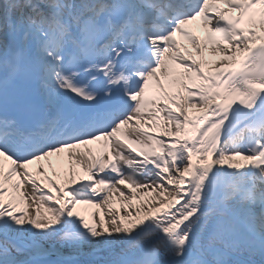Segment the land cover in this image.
Returning a JSON list of instances; mask_svg holds the SVG:
<instances>
[{"label":"snow or ice","instance_id":"snow-or-ice-1","mask_svg":"<svg viewBox=\"0 0 264 264\" xmlns=\"http://www.w3.org/2000/svg\"><path fill=\"white\" fill-rule=\"evenodd\" d=\"M0 264H264V0H0Z\"/></svg>","mask_w":264,"mask_h":264},{"label":"bare ground","instance_id":"bare-ground-1","mask_svg":"<svg viewBox=\"0 0 264 264\" xmlns=\"http://www.w3.org/2000/svg\"><path fill=\"white\" fill-rule=\"evenodd\" d=\"M191 27L194 30V33L199 36L201 39L204 38L205 35V29L203 27L202 21L197 20L195 22H193V24L191 25ZM256 31L259 33L260 32V28L259 26H257ZM177 39L180 40L182 42V44L184 45V47L188 48L189 51L192 50V46L189 42L184 41L182 37L177 36ZM183 50V49H182ZM210 59H215L216 57H209ZM172 70L174 73H179L182 71V69L179 68L178 65L174 64L173 62H169ZM210 67V65L208 66ZM163 80V78H161ZM199 82V81H196ZM184 83L187 84L189 87L192 86V81H188V80H184ZM165 91L168 93H173L174 91H179L180 95H186L183 91V89H180L178 85H166L165 86ZM177 102H179V100H177ZM161 103H167L169 105V107H172L174 111H179V109L176 107V104H173L167 100H162ZM186 110H187V114L189 116V118H192L194 116H198L200 114V109L194 107V106H188L186 105ZM158 124L162 125L163 124V120L160 119L158 121ZM146 131H151L154 135H160L161 134V128L160 127H153V128H145ZM84 146H81V150H83ZM88 147H92V148H96L97 145H89ZM49 161H51L52 163V167H49ZM60 162L63 165V168H56L57 166V162ZM197 157L193 156V163H197ZM6 164L8 163L7 161L5 162ZM69 160L67 157V150H65V152L60 153V154H56L48 159L45 160H41V161H36L33 164L28 166V170L29 172H31L34 177L37 179V181L43 186V187H47L48 185L46 184V182L43 179V176L40 174V172L38 171V167L40 165H43L44 168V172L51 177L54 181H56L58 184L62 183L64 180H66V170L67 167L69 165ZM56 168V170L60 173L59 178L57 175L54 174L53 169ZM133 191H136L135 189ZM157 193L153 192L149 189H144L142 191H140L138 193L137 196H135L132 200V204L133 205H138L140 204L141 201L145 202V207H148L149 201H153V199L156 197ZM111 207L114 209H120L121 205L119 200L117 199L116 195L114 194L112 197V204ZM126 207V205H125ZM33 209H29V211H32ZM78 214H82L84 216H86L88 219L92 220V213H96L97 214V218L100 217V214H102L103 212L107 211V207L105 208H100L97 206H94L92 204H79L75 207L74 209Z\"/></svg>","mask_w":264,"mask_h":264},{"label":"rangeland","instance_id":"rangeland-1","mask_svg":"<svg viewBox=\"0 0 264 264\" xmlns=\"http://www.w3.org/2000/svg\"><path fill=\"white\" fill-rule=\"evenodd\" d=\"M21 207H23V205H21ZM79 215H82V214H79ZM84 216V215H83ZM85 219L88 221V222H91L92 220L88 219L86 216H84Z\"/></svg>","mask_w":264,"mask_h":264}]
</instances>
